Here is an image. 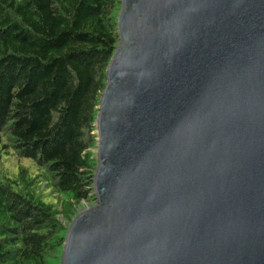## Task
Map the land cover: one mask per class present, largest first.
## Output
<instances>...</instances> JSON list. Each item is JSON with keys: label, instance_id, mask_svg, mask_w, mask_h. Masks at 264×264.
Listing matches in <instances>:
<instances>
[{"label": "water", "instance_id": "obj_1", "mask_svg": "<svg viewBox=\"0 0 264 264\" xmlns=\"http://www.w3.org/2000/svg\"><path fill=\"white\" fill-rule=\"evenodd\" d=\"M120 3L60 264H264V0Z\"/></svg>", "mask_w": 264, "mask_h": 264}, {"label": "trees", "instance_id": "obj_2", "mask_svg": "<svg viewBox=\"0 0 264 264\" xmlns=\"http://www.w3.org/2000/svg\"><path fill=\"white\" fill-rule=\"evenodd\" d=\"M118 0H0V264H54L64 232L33 187L45 175L75 201L93 189L92 131L106 69L119 42ZM62 233V234H61ZM57 264V262L55 263Z\"/></svg>", "mask_w": 264, "mask_h": 264}, {"label": "rangeland", "instance_id": "obj_3", "mask_svg": "<svg viewBox=\"0 0 264 264\" xmlns=\"http://www.w3.org/2000/svg\"><path fill=\"white\" fill-rule=\"evenodd\" d=\"M121 10V3L120 0H118L117 7L114 9L113 17L115 19H118V15ZM94 143L89 148L90 158L94 159L96 162L94 172L97 166V159H96V148H97V134H96V126L95 129L92 131ZM19 166L25 167L30 177L38 176L43 173V168L38 167L32 160L30 159H18L14 154H10L6 157V159L3 162V166H1V177L2 178H9L13 179L16 176V171ZM47 178L45 175L40 179V183L33 187V194L36 198H39L44 202L48 204H52L51 208L55 211V216L59 223L61 224V227L63 228L64 232V240L65 235L68 230V226L72 222V220L80 214L83 210L92 207L96 204V195L94 193V190L92 189L89 193V196L87 199H82L79 201H75L71 199V197L65 193L56 192L53 189V186L51 183H47ZM93 188V185H92ZM62 234V233H61ZM64 245V242H63ZM60 248V252L56 255L57 264H60L61 262V254L63 250ZM55 262V263H56ZM54 263V264H55Z\"/></svg>", "mask_w": 264, "mask_h": 264}]
</instances>
